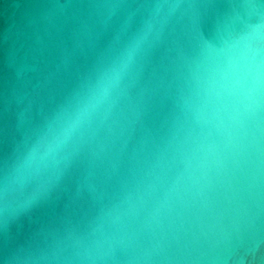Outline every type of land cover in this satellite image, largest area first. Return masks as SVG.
Segmentation results:
<instances>
[{
    "label": "clouds",
    "instance_id": "9594fccd",
    "mask_svg": "<svg viewBox=\"0 0 264 264\" xmlns=\"http://www.w3.org/2000/svg\"><path fill=\"white\" fill-rule=\"evenodd\" d=\"M18 6L0 264H264V0Z\"/></svg>",
    "mask_w": 264,
    "mask_h": 264
},
{
    "label": "water",
    "instance_id": "95a60500",
    "mask_svg": "<svg viewBox=\"0 0 264 264\" xmlns=\"http://www.w3.org/2000/svg\"><path fill=\"white\" fill-rule=\"evenodd\" d=\"M21 0H0V22L8 23L20 14Z\"/></svg>",
    "mask_w": 264,
    "mask_h": 264
}]
</instances>
